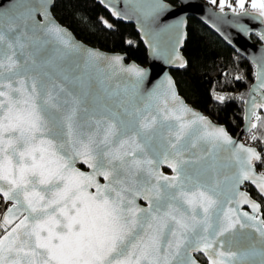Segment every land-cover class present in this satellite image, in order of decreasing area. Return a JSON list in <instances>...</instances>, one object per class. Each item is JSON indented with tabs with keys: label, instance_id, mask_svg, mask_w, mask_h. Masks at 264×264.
<instances>
[{
	"label": "snow or ice",
	"instance_id": "obj_1",
	"mask_svg": "<svg viewBox=\"0 0 264 264\" xmlns=\"http://www.w3.org/2000/svg\"><path fill=\"white\" fill-rule=\"evenodd\" d=\"M226 3L264 22V0ZM168 7L149 0L145 15ZM122 60L75 41L48 0L0 7V264H264L261 205L240 191L264 197V151L189 107L171 78L145 91L146 71ZM102 63L134 78L113 87ZM254 76L240 99L264 145V59Z\"/></svg>",
	"mask_w": 264,
	"mask_h": 264
},
{
	"label": "trees",
	"instance_id": "obj_2",
	"mask_svg": "<svg viewBox=\"0 0 264 264\" xmlns=\"http://www.w3.org/2000/svg\"><path fill=\"white\" fill-rule=\"evenodd\" d=\"M165 1L175 4L174 0ZM203 1L220 8L207 0ZM50 11L81 42L106 52L121 54L126 61L139 65L146 63L145 50L133 26L112 20L94 0H52ZM185 31L181 49L185 65L180 70L170 71L177 92L188 105L202 112L213 123L222 125L229 135L234 136L242 125L240 97H244L251 83L253 67L198 21L188 18ZM250 38L257 42L253 36ZM237 76L244 78L237 80ZM216 95H223L226 99L223 102L215 101ZM260 114L264 115L262 112ZM256 131L264 136V122ZM252 145L258 151H263L264 145L259 141L252 142ZM260 170L258 167L257 171ZM244 189L261 205L264 216V202L251 187L245 186ZM196 258L202 264H207L202 255L196 254Z\"/></svg>",
	"mask_w": 264,
	"mask_h": 264
},
{
	"label": "water",
	"instance_id": "obj_3",
	"mask_svg": "<svg viewBox=\"0 0 264 264\" xmlns=\"http://www.w3.org/2000/svg\"><path fill=\"white\" fill-rule=\"evenodd\" d=\"M94 1L100 5V7L112 20L133 26V29L138 35V39L145 50L146 63L144 65H139L134 61H126L125 56L121 54L106 52L96 47L89 46L78 40L67 27L59 23L51 14L50 8L52 5V0H48V12L50 13L51 17L60 26L67 29L72 38L81 45L98 50L99 52L107 54L108 56H122L123 60L121 63L125 68L131 65H136L137 67L144 69L146 71V76L143 82V89L145 91L151 90L157 84L165 81L166 77L171 78L173 81L170 71L180 70L184 67L185 61L181 54V49L185 40V29L188 18L198 21L211 33L217 36L226 46H228L242 58L246 59L252 65L253 77L245 92L244 98L248 97L250 87L256 83L254 76L256 64H259L261 60L264 59V40H261L258 35L259 32L264 31V22H261V20L252 19L251 17L238 16L232 13L230 9L224 8V11L221 12L220 8H214L203 0H174L175 4H170L169 2L163 0V3L169 6L168 9L152 17H147L145 15L149 7V0H143V2L140 4L126 3V0H104V2H101V0ZM11 3L12 0H0V7L10 8ZM137 8L142 10L137 11ZM113 11H118L121 15H113ZM35 19L37 21H43L44 17L39 12H37ZM241 25L247 26L249 31H241ZM158 33L159 35H157ZM250 36H253L257 42L251 40ZM154 47L158 50L154 51ZM177 57H179V59H177ZM181 64H183V67L180 66ZM100 68L112 77L111 84L113 87L116 85L123 87L130 79L134 78L132 77V74L122 72L119 69H109L104 63L100 65ZM175 90L177 92L176 86ZM214 100L217 101L216 99ZM188 106L194 109L192 106ZM241 108L242 125L240 126L238 132L232 136L240 143H242V136L247 134L245 131L246 123L244 120V103L242 100ZM196 111L203 114L199 110ZM261 112L264 113V110H261ZM212 124L216 126H222L213 122ZM76 167L80 168L81 171H90L86 165H81L80 163H77ZM162 168H165L170 172V174L165 175H172V170L166 165H160L159 170L161 172ZM98 179L102 180L100 183H104L102 177H98ZM245 186L251 187L258 195L255 187L247 182L241 186L240 191H246L244 189ZM90 191H95V189H90ZM259 198L264 202V197L259 196ZM137 203L142 207L147 206V202L142 199H138ZM241 210L251 212V209L247 205H242ZM200 255L203 256V254ZM204 259L206 260V258ZM199 264L202 263L199 262Z\"/></svg>",
	"mask_w": 264,
	"mask_h": 264
},
{
	"label": "built area",
	"instance_id": "obj_4",
	"mask_svg": "<svg viewBox=\"0 0 264 264\" xmlns=\"http://www.w3.org/2000/svg\"><path fill=\"white\" fill-rule=\"evenodd\" d=\"M230 2H233L234 0H229ZM215 6H217V3L214 4ZM249 133H247L246 135L242 136L241 141L242 143H244L245 145H249V146H253L252 142L248 139ZM264 151V148H263ZM4 210V202L2 197H0V212H2Z\"/></svg>",
	"mask_w": 264,
	"mask_h": 264
},
{
	"label": "rangeland",
	"instance_id": "obj_5",
	"mask_svg": "<svg viewBox=\"0 0 264 264\" xmlns=\"http://www.w3.org/2000/svg\"><path fill=\"white\" fill-rule=\"evenodd\" d=\"M207 1L210 2V0H207ZM227 2H229V0H227ZM230 3H232L233 6H235V0H234L233 2H230ZM249 4H250V0H246V7H248ZM217 5H218V7H220V6H219V0H217ZM225 8H228V7H227V3H226V5H225ZM228 9H229V8H228ZM248 10L251 11L250 8H249Z\"/></svg>",
	"mask_w": 264,
	"mask_h": 264
},
{
	"label": "flooded vegetation",
	"instance_id": "obj_6",
	"mask_svg": "<svg viewBox=\"0 0 264 264\" xmlns=\"http://www.w3.org/2000/svg\"><path fill=\"white\" fill-rule=\"evenodd\" d=\"M161 170L164 174H170V172L165 168H162ZM99 181L102 182V180H99Z\"/></svg>",
	"mask_w": 264,
	"mask_h": 264
},
{
	"label": "crops",
	"instance_id": "obj_7",
	"mask_svg": "<svg viewBox=\"0 0 264 264\" xmlns=\"http://www.w3.org/2000/svg\"><path fill=\"white\" fill-rule=\"evenodd\" d=\"M230 2V1H229ZM216 3H217V0H216Z\"/></svg>",
	"mask_w": 264,
	"mask_h": 264
}]
</instances>
